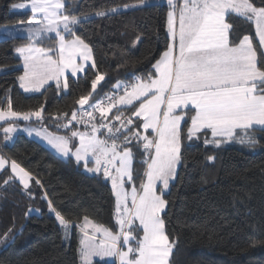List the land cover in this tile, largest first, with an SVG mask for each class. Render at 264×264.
<instances>
[{"label": "trees", "instance_id": "obj_1", "mask_svg": "<svg viewBox=\"0 0 264 264\" xmlns=\"http://www.w3.org/2000/svg\"><path fill=\"white\" fill-rule=\"evenodd\" d=\"M22 2L26 0H0V30L17 29L21 21L33 17L31 10L12 7ZM251 2L264 7V0ZM125 4H138V0H67L65 13L80 18V23L72 26L73 32L89 45L95 63V68L87 67L83 75L69 74L67 91L57 88L56 82L37 92L24 91L18 80L23 74L22 57L15 48L28 43L27 35L6 37L4 32L0 38V107L7 109V98L17 112H34L43 106V125L55 135L90 131L84 123L75 122L68 130H57V121L49 117L68 113L70 118L71 112L79 109L76 101L93 91L91 82L97 73L105 79L97 85L92 103L113 94L118 81L133 83L135 77L146 78L171 42L166 2L132 8H124ZM117 6L116 13L96 15ZM227 21L233 26L230 42L239 43L245 35L250 36L259 60L264 50L253 22L235 14H229ZM65 37L74 38L66 33ZM57 39L55 33L45 32L36 46L52 48L56 58ZM121 110L130 116L135 109ZM193 113L187 111V123L182 125L185 135L176 180L163 196L167 201L162 213L166 233L170 241H175L170 264H264V131L251 130L257 139L253 147L235 140L219 147L206 145L205 139L212 138L210 130L199 133L198 138H187ZM116 114L114 109L109 117ZM65 122L61 115L58 123ZM100 122L97 114L94 123ZM9 123L26 127H41V123L35 117L0 122V151L40 180L42 187L30 181L29 194L18 178L4 184L13 175L10 167L0 172V238L9 229L15 237L0 244V264H81L77 227L85 216L113 232L119 231L111 180L102 172H88L84 162L77 163L74 156L60 157L23 131L12 140L8 134L6 140L3 128ZM98 134L107 138L105 130ZM77 138L70 143L72 150L78 147ZM132 151L133 179L126 183L128 189L133 184L139 187L146 170L142 147L132 146ZM210 156L214 157L211 161ZM45 193L47 199L43 198ZM49 200L69 222L67 228L50 210ZM93 264L119 263L97 259Z\"/></svg>", "mask_w": 264, "mask_h": 264}, {"label": "snow or ice", "instance_id": "obj_2", "mask_svg": "<svg viewBox=\"0 0 264 264\" xmlns=\"http://www.w3.org/2000/svg\"><path fill=\"white\" fill-rule=\"evenodd\" d=\"M166 3L170 9L167 31L171 42L153 65V73L146 78L135 77L131 84L118 81L113 94L92 103L90 98L97 85L105 79L97 73L91 82L93 91L76 101L79 109H74L70 118L68 113L49 117L57 121L54 124L57 130H68L75 122L84 123L90 131L55 135L43 125V106L34 112H17L13 110L11 99L7 98V109L0 107V121L35 117L41 128L25 129L29 135L35 132L60 155L74 156L77 163L84 162L88 172H102L111 180L119 231L97 225L85 216L78 248L81 264H93L94 257L118 258L119 264H170L175 241H170L161 213L167 206L163 198L165 190L169 181L175 178L177 165L182 160L185 135L182 122L187 123L184 109L194 112L187 128L188 140L210 130L212 138L205 139L206 145L219 147L235 140L253 147L257 139L251 130L258 127L264 131V52L258 60L257 50L248 35L239 43L230 42L229 32L233 26L225 22L226 14L254 20L256 36L264 48V7H256L251 0H166ZM66 4L67 0H26L12 5L14 9L30 7L33 13L27 22L21 21L15 26L27 32L28 43L15 48L23 58V74L18 80L25 91H39L50 80L56 82L57 88L67 89L66 70H71L75 77L77 73L85 72L87 62L92 60L89 45L73 32L72 26L78 25L80 18L66 14ZM145 4L146 0H138V4L123 7ZM118 10L119 6L96 15L103 17ZM45 32H54L58 38L56 58L52 48L36 46ZM65 33L74 38L66 40ZM5 36L11 37L12 31L6 28ZM78 58L81 63L77 62ZM91 67L95 68L94 62ZM121 88L123 95H118ZM113 109L117 114L109 117L107 113ZM121 109L135 110L127 116ZM97 111L99 124L94 123V112ZM61 115L66 121L63 124L58 123ZM104 130L106 139L97 135ZM16 131V126L9 123L3 128L5 139ZM77 137L79 147L72 152L69 145ZM132 146L142 147L146 157L142 161L146 164V182L141 183L139 190L133 184L128 191L125 185L133 179ZM213 159L208 157L210 161ZM8 163L0 156V170H7ZM89 163H94V167H88ZM10 168L13 175L4 181L5 185L18 178L29 194L30 181L34 180L42 187L41 181L15 160H11ZM43 198L47 199L46 193ZM48 203L60 224L67 228L69 222L56 211L50 200ZM11 233L12 229H9L0 238V244L14 240Z\"/></svg>", "mask_w": 264, "mask_h": 264}, {"label": "rangeland", "instance_id": "obj_3", "mask_svg": "<svg viewBox=\"0 0 264 264\" xmlns=\"http://www.w3.org/2000/svg\"><path fill=\"white\" fill-rule=\"evenodd\" d=\"M153 2H160V3H162V2H166V0H146V4L145 5H148V4H151V3H153ZM144 6V5H143ZM22 10H31L30 9V7H28V8H25V9H22ZM37 19H39V17H37ZM33 26H36L35 24L33 25ZM62 27V26H61ZM11 28V27H10ZM7 29V30H9V31H12L13 29V31H12V35H27V32L23 29V28H17V29H15V28H12V29ZM5 32V29H1L0 30V38L1 37H4V36H2L3 35V33ZM52 33H54V32H52ZM91 52H92V50H91ZM23 59V58H22ZM77 62L78 63H81V61L79 60V58L77 59ZM94 62V59H93V54H92V60H90V61H88L87 62V65H86V69H87V67H89V66H91L92 65V63ZM22 66H23V63H22ZM66 71H68V70H66ZM69 72L71 73V70H69ZM84 74V72H81V73H77V75L75 76V77H78L79 75H83ZM66 76H68L67 74H65ZM62 82H63V78H62ZM65 91H67V89H64ZM40 91V90H39ZM118 95H123V93H120V94H118ZM107 106V105H106ZM98 117H100V115L98 114ZM12 119H14V118H9L8 120H12ZM0 122H4V121H0ZM114 122V121H113ZM14 124V126H16V128H17V131H19L20 129H21V127L19 126V125H16L15 123H13ZM9 126V124L6 126V127H8ZM5 127V128H6ZM14 132V133H9V136H10V139L12 140L16 135H17V133L18 132ZM97 135L99 136V134L97 133ZM105 135H106V130H105ZM78 139V146H79V138H77ZM146 171V170H145ZM177 172H178V166H177V169H176V174H175V178L174 179H172V180H170L169 181V185H168V188L165 190V193H167L169 190H170V187H171V184L176 180V177H177ZM142 182H146V176H145V173H144V178H143V181ZM141 182V183H142ZM141 185V184H140ZM140 185H139V187H136L138 190L140 189ZM159 187H162V185H159ZM128 191H130L131 190V188L130 189H128V188H126ZM129 205H130V201H129ZM166 208H167V206H166ZM166 210V209H165ZM164 210V211H165ZM163 211V212H164ZM162 212V213H163ZM162 213H161V215H162ZM91 220V219H90ZM92 221V220H91ZM94 222V221H93ZM95 223V222H94ZM137 224H138V221L136 222ZM95 224H97V223H95ZM97 225H99V224H97ZM97 235H100V234H97ZM142 235V234H141ZM126 250V249H125ZM95 258V257H94ZM99 259L101 260V258L99 257ZM102 260H104V261H117L118 263H119V260H118V258H114V257H105V258H103Z\"/></svg>", "mask_w": 264, "mask_h": 264}, {"label": "crops", "instance_id": "obj_4", "mask_svg": "<svg viewBox=\"0 0 264 264\" xmlns=\"http://www.w3.org/2000/svg\"><path fill=\"white\" fill-rule=\"evenodd\" d=\"M180 2H182V0H180ZM229 14H226V18H225V22L226 23H228V21H227V16H228ZM253 22V24H254V27H255V21L253 20L252 21ZM229 24V23H228ZM255 32H256V29H255ZM250 37V36H249ZM251 38V37H250ZM258 38V37H257ZM229 40H230V35H229ZM251 40H252V38H251ZM259 40V39H258ZM253 42V41H252ZM254 45V44H253ZM263 50H264V48H263ZM160 59V58H159ZM22 63H23V59H22ZM65 74H67V75H69V74H71L70 72H69V70L68 71H66V73ZM52 82H55L54 80H50V81H48V83L47 84H49V83H52ZM46 84V85H47ZM23 89V88H22ZM42 89V88H41ZM40 89V90H41ZM24 90V89H23ZM25 91V90H24ZM26 92H29V93H33V92H37V91H26ZM189 109H184L183 111L186 113V117H187V111H188ZM113 111H114V109H113ZM111 114V112L110 113H107V115L109 116ZM177 114H179V110H178V112H177ZM194 114V113H193ZM186 117H185V119H186ZM183 123L184 122H182V125H183ZM21 127V129L19 130V131H23V132H25L29 137H31V138H33V139H35V140H37V141H39L40 143H42L43 145H45L46 147H48L49 149H51L53 152H55L57 155H59L60 157H62V158H68V157H64V156H62V155H60L59 153H57L56 151H55V149H53L48 143H47V141H45L41 136H37L36 134H35V132H33L31 135H29V132L28 131H26L25 129H33V128H35V129H39V128H41V127H36V126H20ZM258 128V127H257ZM19 131H17V132H19ZM99 137L100 138H102V136L101 135H99ZM69 147H70V145H69ZM79 147V146H78ZM70 149H71V151L72 152H75V150H72V148L70 147ZM0 156H4L8 161H9V163L5 166L6 168H8V167H10V162H11V160L6 156V155H4V153H2V151H0ZM180 164V163H179ZM179 164L177 165L178 167H179ZM89 166L88 167H94V163H89L88 164ZM26 170V169H25ZM3 170H0V172H2ZM27 171V170H26ZM112 183V182H111ZM84 223V221L80 224V226H78L77 227V230H78V234L80 235V239H81V225ZM97 259H99V257H95V258H93V261L94 260H97ZM100 260V259H99ZM102 260V259H101Z\"/></svg>", "mask_w": 264, "mask_h": 264}, {"label": "built area", "instance_id": "obj_5", "mask_svg": "<svg viewBox=\"0 0 264 264\" xmlns=\"http://www.w3.org/2000/svg\"><path fill=\"white\" fill-rule=\"evenodd\" d=\"M134 83V82H133ZM129 84H131V83H129ZM119 92H122L123 93V89L121 88L120 90H119ZM102 99V98H101ZM101 99H99V100H101ZM106 105H107V102H105V104H104V106L106 107ZM97 114H99V112L97 111V112H94V116L96 117L97 116ZM85 119H87V118H85ZM118 143H119V141H117ZM109 143H111V141H109Z\"/></svg>", "mask_w": 264, "mask_h": 264}]
</instances>
